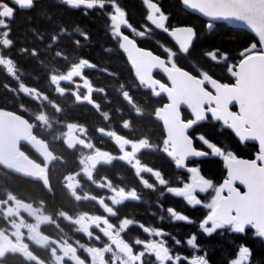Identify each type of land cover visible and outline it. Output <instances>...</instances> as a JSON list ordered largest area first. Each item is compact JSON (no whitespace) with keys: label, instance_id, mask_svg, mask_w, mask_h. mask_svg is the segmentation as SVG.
Returning <instances> with one entry per match:
<instances>
[{"label":"flooded vegetation","instance_id":"flooded-vegetation-1","mask_svg":"<svg viewBox=\"0 0 264 264\" xmlns=\"http://www.w3.org/2000/svg\"><path fill=\"white\" fill-rule=\"evenodd\" d=\"M54 1L68 8L88 4L87 0ZM155 1L157 24L145 19L152 26L149 29L127 16L130 24L123 31L139 46L164 57L170 67L233 84L235 79L222 70L227 52L217 51L221 61L205 55L213 64L199 68L189 50L166 47L156 31L165 32L169 23L161 16L160 0ZM4 7L10 12L0 14V108L23 115L28 123H21L22 131L30 126L25 134L42 143L34 146L25 136L16 153L5 158L12 163L23 154L26 159L18 157L20 167L32 165L45 172L49 189L42 178L0 162V264H191L197 255H204L209 264L239 260V253L230 256L229 229L212 235L199 229L208 214L203 204L214 198L215 187L226 178L222 158L212 156L202 138L224 151L230 149V130L214 121L210 112L201 122L181 108V120L194 121L187 135L206 156L189 158L185 166L198 167L213 182L212 190L195 193L201 205H187L176 193L192 183L193 173L178 167L169 154L173 148L166 124L155 113L168 102L159 87L139 80L121 48L109 46L98 52L86 50L85 42H74L71 50L70 42L61 44L56 36L26 48L15 33L17 15L27 9L0 0V9ZM102 61L113 65L109 69ZM217 62L224 63L218 71ZM27 68H33L31 75L24 72ZM152 76L160 84L172 85L160 70ZM152 101L156 104L150 108ZM216 136L222 145L216 143ZM240 148L250 157L258 153L255 143ZM94 153L98 154L95 163L89 160ZM102 154L105 158L99 161ZM177 216L192 222L176 221ZM193 236L196 248L187 245ZM221 241L228 248H223V257L213 247ZM242 264H264V259L248 257Z\"/></svg>","mask_w":264,"mask_h":264},{"label":"snow or ice","instance_id":"snow-or-ice-1","mask_svg":"<svg viewBox=\"0 0 264 264\" xmlns=\"http://www.w3.org/2000/svg\"><path fill=\"white\" fill-rule=\"evenodd\" d=\"M190 8L205 18L212 21H236L247 26L254 33L260 43V50L253 43L248 59L243 60L238 68L230 73L235 79L231 85H220L213 98H199L194 95V100L200 106V121L206 119L210 112L213 120L222 122L243 143L257 141L259 155L248 160L237 158L232 151H223L203 139L206 147L211 150V155L222 158L227 169V178L215 187V196L203 207L208 210L206 219L199 223L206 235H212L217 230L229 229L232 233L244 234L250 226L254 234L264 238V0H186ZM208 27H212L211 24ZM191 29L182 31L176 37L177 42L191 39ZM238 106V112L230 110V105ZM209 106L204 111L203 105ZM206 157L202 151H196L189 158ZM258 161L260 162L258 164ZM194 187L188 191H177V196L182 197L187 205L195 207L201 205V200L195 195L212 190L213 182L201 175L200 169L192 166ZM238 182L246 191L243 193L234 186ZM227 193L223 195L222 193ZM171 211V210H170ZM176 221L189 222L187 216H177ZM210 222V226L209 225ZM195 236L187 239V245L196 248ZM248 247L239 248L240 259L234 264H242L248 258ZM191 264H209L204 255H197Z\"/></svg>","mask_w":264,"mask_h":264},{"label":"trees","instance_id":"trees-1","mask_svg":"<svg viewBox=\"0 0 264 264\" xmlns=\"http://www.w3.org/2000/svg\"><path fill=\"white\" fill-rule=\"evenodd\" d=\"M90 1L93 2V0ZM114 1L115 0H105L104 5H101L102 7L93 5L82 11L81 8H68L54 0H40L35 2L34 6L30 9L17 15L18 26L16 27V33L14 30L13 32L17 35L16 40L22 41L24 46L28 49L33 47L36 42L41 44V40L42 42H49L53 36L59 37L61 44H63V42H70L71 50L74 49V42H85L87 45L85 46L86 50H98V52L110 49L109 46H112V48H120L119 40L114 36L113 25L110 26L113 20V11L119 6L120 9L126 12L130 19L138 21L142 15V7L140 0H118L119 3L117 6L112 5ZM160 4L163 12L168 18L170 26L192 25L195 27L196 37L188 51V56L192 57V61L196 62L195 64L199 68H205L204 66L211 64L208 58L205 57L206 52L211 50L227 52L229 55L228 64H230L236 62L240 58L241 52L244 49L251 48L253 43L259 48L258 41L248 31L232 28L223 22L217 23L209 32L206 31L204 21L197 15L185 11L180 4V0H160ZM112 8H114V10H112ZM106 18L109 19V21L111 20V23L105 21ZM157 33L164 39L165 44H168L177 52L175 45L169 40L165 33L159 31ZM148 42L149 45L153 47L151 42ZM61 48L64 47L62 46ZM103 60L105 61V59ZM111 63L110 61L109 64L106 65L105 62L102 61V64L109 69L110 66L113 65ZM214 65L216 71L221 67L220 64ZM186 67L192 69L189 66ZM26 70L27 71L24 72L28 73V75H31L33 72V68H27ZM210 72H213V70H210ZM119 73L123 74L125 70ZM38 75L42 77L45 74L38 72ZM115 80L122 81V79H117L116 77ZM28 82L31 84L30 78ZM153 104L156 103L152 101L150 108L154 106ZM214 139L217 144L222 145L217 136L214 137ZM229 142L228 147L230 149L224 150H231L240 155L248 156L247 150L241 149L238 141L234 139L233 136H230ZM249 234L248 232L245 237L246 239L241 235H232L233 239H230V244L231 242L241 243L244 241L252 246L253 257L264 259V240L259 237L257 239L255 237L252 239L253 237H250ZM241 237L243 239H241ZM204 240L207 241V237H205ZM223 242L224 241L215 242L216 245H213L214 249H216L214 252H217L215 253L217 255L220 254L219 257H223V248L228 251V248L225 247ZM253 242L255 243L253 244Z\"/></svg>","mask_w":264,"mask_h":264},{"label":"water","instance_id":"water-1","mask_svg":"<svg viewBox=\"0 0 264 264\" xmlns=\"http://www.w3.org/2000/svg\"><path fill=\"white\" fill-rule=\"evenodd\" d=\"M33 1L34 0H10L11 3L17 5L19 8H25V9L32 7ZM180 3L182 5V8L187 12L196 14L199 17L207 20L206 28L208 31H210L215 26L216 22H226L233 27H240L246 29L251 34H253L254 37L259 42L258 37L254 33H252L251 30H249L246 25H244L241 22H236L232 20L212 21L210 18H205L202 15L193 11L190 8L189 4L186 3V0H180ZM1 12L2 15L6 16L9 14L10 10L8 7H6ZM117 22L119 29L127 25V19L123 12H118ZM209 24H211L212 27H208ZM189 28L191 29L192 32L191 39L181 40L180 42H177L176 37L179 36L182 31H186ZM119 35L121 37V41L126 57L128 58L130 64L134 68L135 73L139 78V80L142 83L147 84L151 87H159L160 93L164 94L168 98V102L164 104L163 107H159L156 110V117L162 120L166 124L167 135L172 143V148H173L171 149L169 154L172 157L177 158L176 162L178 167L186 168L192 171L193 173L192 168L185 166V162L196 151H199L194 148L191 138L186 133L187 130L190 129V127L193 125L194 121L183 122L181 120V108H186L190 110L192 114L196 117L195 119L200 120L201 109L200 106L194 100V95L199 98H213L216 95V89L220 85H224V84L220 80L211 76H204L201 78L199 76L192 74L188 70L180 69L176 67H170L166 65L164 58L158 56L157 54H154L148 49L138 47L136 41L133 40L130 36L123 34L122 32H119ZM168 35L176 43V45L179 47V49L182 52H186L191 47L192 41L195 38V29L191 25L175 26L168 31ZM249 50L250 49L242 51V56H244V58L240 60V62L235 66V68H238L239 64L243 60L248 59L249 54L251 55ZM155 69L162 71L169 78V80L172 83L170 87L167 85L160 84L156 80H154L152 73ZM206 85L208 87H206ZM227 85H231V84H227ZM233 105L235 104L233 103L232 105L229 106L230 110L233 112H238L237 105H235L237 107V110L231 109V106ZM205 106L208 105L207 104L203 105L204 111H205ZM21 123H26V120L24 119L23 116L0 109V162H6L8 165L11 164L16 171L26 176L42 178L44 183L47 184L46 175L43 174V172H37L36 166L31 165L29 167H20V165L18 164V160H19L18 157H22L26 159L23 154H20L18 157L12 160V163L11 160L5 158L6 156L8 157L10 155L15 154L17 151V145L19 141L24 140V138H26L25 132L22 131L20 127ZM231 132L234 134L232 130ZM235 137L239 139L236 135ZM33 139L34 141H31V144L37 146L39 142L36 141L35 138ZM248 142H253L258 145L257 141H248ZM37 150L41 152V151H45L46 149H37ZM258 150H259V145H258ZM89 157H90L89 160L94 163L98 161V154L96 153L91 154ZM104 158L105 155L102 154V156L99 157V161L104 160ZM237 158L252 160L255 159L256 157L247 158L243 156H237ZM259 163L260 162L258 161V164ZM234 186H236L242 193L246 191V189H244L242 185H239L238 182H236ZM193 187L194 184L192 181V183L189 186H187L184 189H181L180 191H188ZM224 195H227V193L225 192ZM248 228L251 227L248 226L246 229Z\"/></svg>","mask_w":264,"mask_h":264},{"label":"rangeland","instance_id":"rangeland-1","mask_svg":"<svg viewBox=\"0 0 264 264\" xmlns=\"http://www.w3.org/2000/svg\"><path fill=\"white\" fill-rule=\"evenodd\" d=\"M116 2L117 1H114L113 3L115 4ZM140 2H141V7H142V15H141V18H140L139 22H137V23L139 25L142 24L144 27H147V28L151 29L152 26L149 23H147L146 20L157 24L156 23L157 18L155 17V10H154V6H155L156 1L155 0H140ZM112 10H114V8H112ZM105 21H108V23L109 22L111 23V20L109 21V19H107V18L105 19ZM112 24H113V21H112ZM112 24H110V26ZM113 32H114V29H113ZM216 53L217 52H213L212 54H216ZM249 235L252 236V237H255L252 233H250ZM230 238H231V236H229L228 239H230ZM238 253H239V249L237 251V254ZM233 257H235V255Z\"/></svg>","mask_w":264,"mask_h":264}]
</instances>
